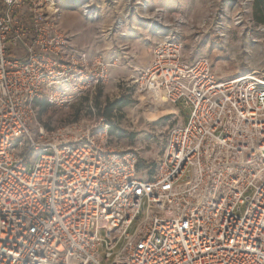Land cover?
I'll use <instances>...</instances> for the list:
<instances>
[{"label": "built area", "instance_id": "built-area-1", "mask_svg": "<svg viewBox=\"0 0 264 264\" xmlns=\"http://www.w3.org/2000/svg\"><path fill=\"white\" fill-rule=\"evenodd\" d=\"M62 20L59 0H0V264H264V76L219 80L169 24L134 83L189 113L142 164L112 147L103 61L86 65ZM79 98L86 119L39 121V101Z\"/></svg>", "mask_w": 264, "mask_h": 264}, {"label": "rangeland", "instance_id": "rangeland-1", "mask_svg": "<svg viewBox=\"0 0 264 264\" xmlns=\"http://www.w3.org/2000/svg\"><path fill=\"white\" fill-rule=\"evenodd\" d=\"M96 4V17L88 19L81 10L85 25L100 24L99 30L110 33L106 37L108 43L95 45L99 51L97 58L103 61V66L96 67L104 71V76L94 105L100 115L113 122L112 147L136 150L142 164L158 159L165 134L171 127L184 123L189 113L182 103L156 106L149 96L137 91L134 83L136 74L150 64L154 44L169 34V24L177 29L188 60L208 58L219 80L251 73L264 76V0H96ZM153 13L161 15L159 23L147 19ZM142 29L145 32L148 29L157 39L150 36L146 39ZM94 30L90 27L85 32L90 34ZM77 48L79 56L86 55L85 64L92 67L98 59L91 58L78 45ZM131 50L134 55L124 61L109 62L102 55L106 51ZM115 62L128 67L130 73L116 69ZM82 99L68 107L42 103L38 105V119L48 129L86 119L90 106L87 99ZM117 99L124 101L119 106L106 108Z\"/></svg>", "mask_w": 264, "mask_h": 264}, {"label": "crops", "instance_id": "crops-1", "mask_svg": "<svg viewBox=\"0 0 264 264\" xmlns=\"http://www.w3.org/2000/svg\"><path fill=\"white\" fill-rule=\"evenodd\" d=\"M59 4L63 11V20H62L63 28L69 31L73 35L74 37L73 40L76 45L87 50L88 51L87 53L91 58L98 59L97 57L99 51L95 47V45L96 43H104V44L108 43L109 41H106V37L110 33L106 34L102 30H99L101 29L100 24L92 25L91 23H88L87 25H85L84 17L82 16L81 9L78 6H75L69 0H59ZM90 27H94L96 30H94V32L90 34L88 32L86 33L85 30H88ZM137 27L143 28L142 26H137ZM147 30L145 32V30L142 29V36L145 37L146 39H148V36L152 38L154 37L153 40H156L158 36L156 37L153 34L152 36ZM97 40H99L100 42H97ZM102 55L109 62L115 60L124 61L125 59L132 57L134 55V52L132 50L130 52L106 51V52H102ZM115 64L118 65L116 69L117 68L119 70L122 69L124 74H126V72L130 73L128 67L121 65L120 62H115Z\"/></svg>", "mask_w": 264, "mask_h": 264}, {"label": "trees", "instance_id": "trees-1", "mask_svg": "<svg viewBox=\"0 0 264 264\" xmlns=\"http://www.w3.org/2000/svg\"><path fill=\"white\" fill-rule=\"evenodd\" d=\"M99 94H100V93H99ZM99 94L97 95V97L99 96ZM97 97H96V98H97ZM85 99H86V98H85ZM123 101H124L123 99H117V100H115V101H113V102L108 103V104L106 105V108L119 106V105L122 104ZM42 103H48V102H47V101H39V102H38V105L40 106V104H42ZM48 104H49V103H48Z\"/></svg>", "mask_w": 264, "mask_h": 264}]
</instances>
